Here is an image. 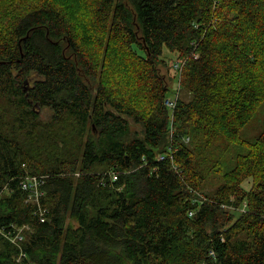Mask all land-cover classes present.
Listing matches in <instances>:
<instances>
[{
    "label": "trees",
    "instance_id": "16d2710c",
    "mask_svg": "<svg viewBox=\"0 0 264 264\" xmlns=\"http://www.w3.org/2000/svg\"><path fill=\"white\" fill-rule=\"evenodd\" d=\"M263 102L264 0H0V264H264Z\"/></svg>",
    "mask_w": 264,
    "mask_h": 264
},
{
    "label": "built area",
    "instance_id": "2783aa9c",
    "mask_svg": "<svg viewBox=\"0 0 264 264\" xmlns=\"http://www.w3.org/2000/svg\"><path fill=\"white\" fill-rule=\"evenodd\" d=\"M196 57H198V55H196ZM182 68H183V63L182 61L179 59L177 62H175V69L177 72L180 73V75L182 74ZM179 97V91L178 93L174 96V97H169L166 100V104L167 106L170 108V110L173 112V110L176 107L177 104V98ZM171 127H172V122H171ZM171 135H173V127L171 130ZM183 139L187 142L190 141V136L189 135H184ZM171 149V148H169ZM162 156L159 158V160H166L167 155L165 154H161ZM174 157V156H173ZM118 176L114 174V179H117ZM46 183V176L44 175H27L25 178H22L20 181V186L21 188L28 193V201L35 203V205L37 206V213L40 215V217L42 218V220L45 219L44 217V213H45V209L43 208V204H42V198L45 195V185ZM199 194V200L200 201H204L207 198L205 197V194ZM195 212L192 211L190 212L191 215H193ZM13 228L6 231L5 236L11 240L14 244H16L19 248H20V253H19V258H23L25 257L27 254L24 250L23 244L22 242L25 239V235H24V227H16L15 225H12ZM28 228V227H27ZM214 254V251L211 253V255Z\"/></svg>",
    "mask_w": 264,
    "mask_h": 264
},
{
    "label": "rangeland",
    "instance_id": "374dc122",
    "mask_svg": "<svg viewBox=\"0 0 264 264\" xmlns=\"http://www.w3.org/2000/svg\"><path fill=\"white\" fill-rule=\"evenodd\" d=\"M168 57H171L172 60H174V63L177 62L178 60L176 55H173L171 53H167ZM176 75V73L174 72V70L172 69L171 72L168 74V82H169V87H170V92H169V97H174L178 91H179V86H178V77L177 79L174 77ZM174 77V78H173ZM181 96L183 97L185 94L184 90L180 91ZM49 111H47L46 109H41V118L43 119H47L48 115H49ZM264 122V102L262 103V105L259 107L258 111L249 119V121L246 123V125L244 126V128L241 130V138L249 141V140H254L256 139L261 132L263 131V124ZM222 139V143L220 145V147L224 150V155L221 158V160H225L228 163L229 162H233L234 159L236 158V155L241 152L240 149L237 147V145L235 146V144L231 141H229L228 139L225 138H221ZM226 169V167H224V170ZM30 231V229H25V236L26 233Z\"/></svg>",
    "mask_w": 264,
    "mask_h": 264
}]
</instances>
